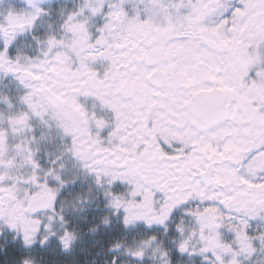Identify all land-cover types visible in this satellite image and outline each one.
Wrapping results in <instances>:
<instances>
[{
	"label": "snow or ice",
	"instance_id": "obj_1",
	"mask_svg": "<svg viewBox=\"0 0 264 264\" xmlns=\"http://www.w3.org/2000/svg\"><path fill=\"white\" fill-rule=\"evenodd\" d=\"M0 264H264V0H0Z\"/></svg>",
	"mask_w": 264,
	"mask_h": 264
}]
</instances>
